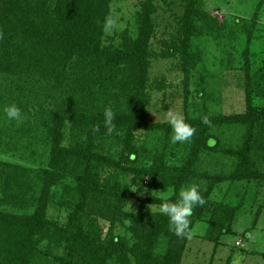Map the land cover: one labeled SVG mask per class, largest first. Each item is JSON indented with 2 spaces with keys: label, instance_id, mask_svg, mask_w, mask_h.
<instances>
[{
  "label": "trees",
  "instance_id": "16d2710c",
  "mask_svg": "<svg viewBox=\"0 0 264 264\" xmlns=\"http://www.w3.org/2000/svg\"><path fill=\"white\" fill-rule=\"evenodd\" d=\"M139 1L137 36L126 32L107 44L97 21L112 14V0H0V105L16 104L26 117L16 129L48 144L47 160L35 169L0 159V264H181L188 238L177 237L166 215L145 213V206L161 207L182 186L205 181L207 203L194 208L190 230L210 223L203 239L216 250L220 237L232 234L233 210L210 198L225 184H263L264 106L253 103L247 59L245 112L209 114L204 105L190 116L191 71L202 59L192 39L203 25L212 31L214 18L201 0H179L185 10L173 19L172 41L158 51L155 14L169 0ZM170 58L184 74V118L197 129L177 164L171 160L182 147L170 142V124L151 120L152 90H160L151 70L156 60ZM197 94L209 98L204 88ZM107 107L115 113L111 135L104 127ZM96 124L100 131L93 134ZM151 133L160 134L153 144L146 142ZM144 189L174 193L141 200L136 213L125 210ZM52 207L66 214L64 221L48 217ZM118 227L131 236L115 234ZM161 240L166 248L157 253Z\"/></svg>",
  "mask_w": 264,
  "mask_h": 264
},
{
  "label": "rangeland",
  "instance_id": "374dc122",
  "mask_svg": "<svg viewBox=\"0 0 264 264\" xmlns=\"http://www.w3.org/2000/svg\"><path fill=\"white\" fill-rule=\"evenodd\" d=\"M201 9L211 16L209 26L203 25L200 35L192 39V51L202 55L190 76V116H197L203 106L207 105L209 114L221 113L232 115L246 110V85L248 78L245 62L252 78V99L256 106H264V0H201ZM112 15L117 19V28L105 33L103 40L120 42L124 33L130 32L135 37L138 33V13L141 10L139 0H112ZM155 14L157 23L156 49L164 48L161 42L171 40L176 31L174 18L180 16L185 6L179 0L158 3ZM217 22V25L215 24ZM161 39V40H160ZM160 41V43L158 42ZM177 44V43H176ZM247 56V57H246ZM151 80H155L152 90L153 122H167L166 111L170 108L184 116L182 83L184 74L179 68V61L156 60L151 70ZM205 89L209 98L198 97V90ZM0 105V159L10 163H18L24 167L35 169L47 159L48 144L32 141L33 135L24 134L16 128L21 126L15 120H9ZM159 109V110H158ZM18 125L17 127H15ZM69 125L66 126L65 142L69 143ZM160 135V134H159ZM158 134L151 133L149 144L157 142ZM41 136H38L39 140ZM13 140V143H10ZM49 142V141H47ZM182 155L171 162L179 163L185 155V143H181ZM146 180V179H145ZM69 182V181H68ZM196 184L201 193L206 191V182ZM188 184V185H189ZM137 186L133 187L136 190ZM173 189L154 191L144 189L136 194L125 210L136 213L141 200L149 198L166 199L173 195ZM216 205H230L232 220L229 225L231 233L220 237L221 246L214 250V243L203 239L210 223L199 222L192 229V236L187 240V247L181 264H264V182L260 186L256 182L241 183L237 187L222 185L210 198ZM145 213L155 214L160 206L147 205ZM65 213L52 207L48 217L58 221L65 220ZM207 215L206 218H209ZM130 221H125L126 227ZM125 228V227H124ZM248 234L246 238L244 235ZM115 234L131 233L118 227ZM165 242L161 240L156 248L157 253H164ZM261 254V255H260Z\"/></svg>",
  "mask_w": 264,
  "mask_h": 264
},
{
  "label": "clouds",
  "instance_id": "9594fccd",
  "mask_svg": "<svg viewBox=\"0 0 264 264\" xmlns=\"http://www.w3.org/2000/svg\"><path fill=\"white\" fill-rule=\"evenodd\" d=\"M101 24L102 31L104 33H110L117 28V19L109 13L104 21H97ZM4 33L0 30V39H3ZM6 116L9 120H15L18 124L25 121L26 117L22 113V110L16 105L11 104L4 109ZM194 119L196 117H193ZM166 119L172 128V134L170 136V142L172 144L190 142L195 136L197 129L188 123L184 116L170 108L166 111ZM201 122L209 127L212 126L211 119L208 115L200 117ZM115 113L111 107H107L104 110V127L106 128V134L111 135L116 131V124L114 123ZM91 131L96 134L100 131V125H92ZM87 134L82 139L87 140ZM207 203L206 199L201 194L198 185L189 184L182 186L178 193V198L175 201H164L161 204L160 211L162 214L169 218V230L172 231L177 237L191 238V217L194 214V208L196 206H204Z\"/></svg>",
  "mask_w": 264,
  "mask_h": 264
},
{
  "label": "water",
  "instance_id": "95a60500",
  "mask_svg": "<svg viewBox=\"0 0 264 264\" xmlns=\"http://www.w3.org/2000/svg\"><path fill=\"white\" fill-rule=\"evenodd\" d=\"M210 146H213L215 144V141L214 140H209V143H208Z\"/></svg>",
  "mask_w": 264,
  "mask_h": 264
}]
</instances>
